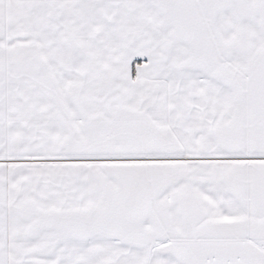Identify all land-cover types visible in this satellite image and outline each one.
<instances>
[{
  "label": "snow or ice",
  "instance_id": "1",
  "mask_svg": "<svg viewBox=\"0 0 264 264\" xmlns=\"http://www.w3.org/2000/svg\"><path fill=\"white\" fill-rule=\"evenodd\" d=\"M0 264H264V0H0Z\"/></svg>",
  "mask_w": 264,
  "mask_h": 264
}]
</instances>
